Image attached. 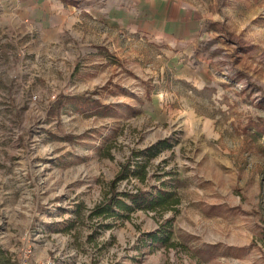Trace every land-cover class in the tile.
I'll list each match as a JSON object with an SVG mask.
<instances>
[{
    "label": "rangeland",
    "instance_id": "rangeland-1",
    "mask_svg": "<svg viewBox=\"0 0 264 264\" xmlns=\"http://www.w3.org/2000/svg\"><path fill=\"white\" fill-rule=\"evenodd\" d=\"M189 2L197 31L166 37L0 17L4 264H264V0ZM162 184L173 208L127 195Z\"/></svg>",
    "mask_w": 264,
    "mask_h": 264
},
{
    "label": "crops",
    "instance_id": "crops-1",
    "mask_svg": "<svg viewBox=\"0 0 264 264\" xmlns=\"http://www.w3.org/2000/svg\"><path fill=\"white\" fill-rule=\"evenodd\" d=\"M189 1L80 0L78 5H73L65 0H0V17L13 22L16 30L34 32L43 44L54 39L69 11L75 16L103 20V25L108 28L112 27L115 17L127 27L133 20L132 27L136 30L151 29L155 35L166 37L197 31L199 23L193 13L199 8ZM192 29L195 31H190ZM38 51L41 54L43 50ZM44 51H48V45Z\"/></svg>",
    "mask_w": 264,
    "mask_h": 264
},
{
    "label": "trees",
    "instance_id": "trees-1",
    "mask_svg": "<svg viewBox=\"0 0 264 264\" xmlns=\"http://www.w3.org/2000/svg\"><path fill=\"white\" fill-rule=\"evenodd\" d=\"M158 145H155L157 147ZM159 147V146H158ZM125 176H129L130 173L137 174L135 169H131L129 164H123L121 174ZM139 173V172H138ZM142 174V172H140ZM116 180L114 179L111 183V194L110 196L105 200L104 207L103 209L95 208L94 214H101L106 211H110L113 206L116 204L118 201L117 199V192H116ZM128 197L133 200L132 202L134 203L135 207H146L148 209H153V210H165L169 208H173L176 206L180 199L178 196V192H176L175 189L173 188H167L165 184L161 185L157 192H151V193H145L144 191H138L136 193H128ZM122 207L130 208V206H126V204H123ZM107 209V210H106ZM169 239V237L165 238L163 240L164 243ZM7 259V258H6ZM4 260L0 258V264H4Z\"/></svg>",
    "mask_w": 264,
    "mask_h": 264
},
{
    "label": "built area",
    "instance_id": "built-area-1",
    "mask_svg": "<svg viewBox=\"0 0 264 264\" xmlns=\"http://www.w3.org/2000/svg\"><path fill=\"white\" fill-rule=\"evenodd\" d=\"M21 264H44L43 262H35V263H30L28 261H24Z\"/></svg>",
    "mask_w": 264,
    "mask_h": 264
}]
</instances>
